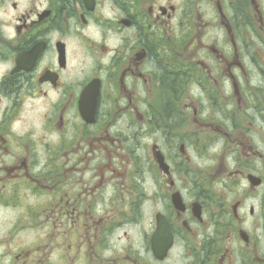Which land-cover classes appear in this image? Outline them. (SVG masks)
<instances>
[{
  "label": "flooded vegetation",
  "instance_id": "1",
  "mask_svg": "<svg viewBox=\"0 0 264 264\" xmlns=\"http://www.w3.org/2000/svg\"><path fill=\"white\" fill-rule=\"evenodd\" d=\"M0 264H264V0H0Z\"/></svg>",
  "mask_w": 264,
  "mask_h": 264
}]
</instances>
